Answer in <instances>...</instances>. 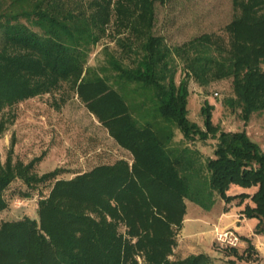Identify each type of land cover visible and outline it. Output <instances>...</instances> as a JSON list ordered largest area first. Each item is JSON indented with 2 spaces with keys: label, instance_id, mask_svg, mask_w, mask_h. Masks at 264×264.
Returning <instances> with one entry per match:
<instances>
[{
  "label": "trees",
  "instance_id": "obj_1",
  "mask_svg": "<svg viewBox=\"0 0 264 264\" xmlns=\"http://www.w3.org/2000/svg\"><path fill=\"white\" fill-rule=\"evenodd\" d=\"M156 1L9 0L0 12V113L66 87L130 155L66 177L63 167L37 173L40 156L13 161L11 142L0 161V214L14 180L25 196L50 185L34 217L0 222V264H214L207 253L172 254L187 201L209 209L219 196L249 197L243 213L264 231V152L245 129L214 124L206 99L201 124L188 112L190 78L208 85L229 77L228 102L244 121L264 111V0H232L223 33L175 46L155 33ZM104 36L119 51L101 42L97 55ZM5 126L2 117L0 135ZM208 138L215 143L205 154L197 144ZM232 184L255 190L228 194Z\"/></svg>",
  "mask_w": 264,
  "mask_h": 264
},
{
  "label": "rangeland",
  "instance_id": "obj_2",
  "mask_svg": "<svg viewBox=\"0 0 264 264\" xmlns=\"http://www.w3.org/2000/svg\"><path fill=\"white\" fill-rule=\"evenodd\" d=\"M8 1L1 0L0 12L9 8ZM234 13L232 0H157L154 30L163 35L169 46L180 45L203 32L223 33L225 24ZM20 19L26 22L25 18ZM32 27L39 30L36 26ZM101 42L110 44L111 49H120L114 44V40L104 36L96 48L97 55H103L100 51ZM93 56L94 53L91 55V62L95 61ZM180 68L182 62L176 58V79L181 76ZM188 84V112L192 120L202 123L200 107L206 99L213 106L211 111L214 124L226 130L245 129L264 152V111L253 113L247 121L242 119L239 106L228 102L233 97L231 77L214 79L208 85H201L190 78ZM2 117L6 119V126L0 135L1 162L8 155L11 142L13 161L19 159L27 163L33 157L40 156L34 166L39 174L55 167H63L66 171L61 175L71 177L78 170H87L104 161L111 162L118 156L130 158L129 153L114 141L76 93L66 87L6 107L0 113V118ZM214 143L215 140L208 138L206 141H199L197 145L205 154H210ZM49 185V182L40 183L29 189L31 195L25 196L19 191V187L24 189L25 184L20 179L14 180L5 191L9 205L1 212L0 222L24 215L34 217L37 212L36 202L40 195L48 192ZM187 203L188 211L200 208L191 200ZM217 207L214 206L210 212L206 208L201 209L202 207L198 210L204 215L217 218L221 206ZM216 209H219L218 212ZM120 229L124 231L126 228L121 225ZM221 259L222 264H230L224 256L217 261Z\"/></svg>",
  "mask_w": 264,
  "mask_h": 264
},
{
  "label": "crops",
  "instance_id": "obj_3",
  "mask_svg": "<svg viewBox=\"0 0 264 264\" xmlns=\"http://www.w3.org/2000/svg\"><path fill=\"white\" fill-rule=\"evenodd\" d=\"M254 190L255 186L244 188L237 184H232L228 190V194L236 192L251 193ZM218 200H216L211 208L206 209L210 212L214 206H218L217 208L221 206L219 212V209H216V212H218L217 218L202 214L198 210L201 207L192 208V211H188L187 206L181 228L176 234L177 242L173 248L172 256L174 258L186 257L192 253L202 252L209 254L214 264H222L223 260L217 261V259L220 257L223 258V256L224 259H232L237 264H264V231L256 232L258 218L246 217L242 210L247 202L253 204L251 199L247 197V199L239 203L238 198H234L230 202H225L221 198L219 205H217ZM224 227L236 229L240 238H242V244L239 248L220 251L214 247L212 239L214 232L216 229ZM229 263L233 264L231 262Z\"/></svg>",
  "mask_w": 264,
  "mask_h": 264
},
{
  "label": "built area",
  "instance_id": "obj_4",
  "mask_svg": "<svg viewBox=\"0 0 264 264\" xmlns=\"http://www.w3.org/2000/svg\"><path fill=\"white\" fill-rule=\"evenodd\" d=\"M213 245L218 250H232L239 248L242 244V238L231 227L216 229L213 235Z\"/></svg>",
  "mask_w": 264,
  "mask_h": 264
}]
</instances>
